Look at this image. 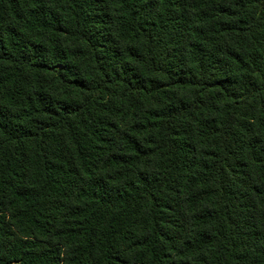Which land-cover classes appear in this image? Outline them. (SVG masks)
<instances>
[{
	"label": "trees",
	"instance_id": "1",
	"mask_svg": "<svg viewBox=\"0 0 264 264\" xmlns=\"http://www.w3.org/2000/svg\"><path fill=\"white\" fill-rule=\"evenodd\" d=\"M0 264H264V0H0Z\"/></svg>",
	"mask_w": 264,
	"mask_h": 264
}]
</instances>
